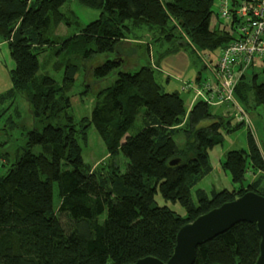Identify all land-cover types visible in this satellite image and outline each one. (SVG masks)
I'll return each mask as SVG.
<instances>
[{"label":"trees","instance_id":"16d2710c","mask_svg":"<svg viewBox=\"0 0 264 264\" xmlns=\"http://www.w3.org/2000/svg\"><path fill=\"white\" fill-rule=\"evenodd\" d=\"M76 1L98 9L97 19L83 23L67 0H0V42L14 62L11 85L0 93V119L6 117L5 134L22 133L12 159L5 150L11 139L0 142V264H127L145 256L165 262L182 225L245 191L264 196V155L249 128L246 149L228 150L221 160L236 188L197 187L212 170L208 150L223 133L248 126L201 100L187 109L159 79L163 57L222 47L234 24L230 31L210 28L212 0ZM126 41L141 47L138 65L127 64L120 50ZM92 55L99 56L94 81L114 77L95 94L80 92L94 104L89 116L76 119L69 91L81 60ZM244 79L234 97L257 111L264 107V81ZM17 97L27 103L30 129L19 127ZM88 127L111 159L123 156V169L113 162L92 169L83 160L79 144ZM247 172L260 174L247 181ZM157 192L184 215L159 205ZM259 242L254 223L239 222L198 245L192 264H254Z\"/></svg>","mask_w":264,"mask_h":264},{"label":"rangeland","instance_id":"374dc122","mask_svg":"<svg viewBox=\"0 0 264 264\" xmlns=\"http://www.w3.org/2000/svg\"><path fill=\"white\" fill-rule=\"evenodd\" d=\"M66 5H68L69 9H71L78 16L79 20H81L85 24L97 19V17L99 16L98 9L83 6L79 4L76 0H67ZM215 25H218L220 29H223L225 26L226 30H231L230 24L224 25V22L221 21L220 18L216 15L215 9L213 8V13L210 17L209 26L213 29ZM61 32H63V29H61ZM127 43L128 42H126V44H122V46L120 47L121 51L129 47L127 46ZM219 49V46L213 50L195 48L196 56L194 54H190L188 50L183 49L173 53L176 57L179 58L177 59L178 63L181 65L187 64V67L186 70L183 71L174 70L173 76L170 75L167 77V82L164 83V89L167 91H178L186 106L192 95L189 91H191L192 89L190 88L189 91L183 89L185 82H192L191 87L193 89H196L198 85H196L194 81L197 76H200L199 84L204 81V78L209 77L213 79L210 71L211 69L208 66H206L204 69H201L203 63L200 61L198 55L202 58H206V61L208 62V64H210V66H214L217 62ZM140 54H142L141 47H134L130 45V47L128 48V53L124 55L127 64L129 66L138 65L139 62L142 61L139 59ZM144 55L146 56L145 53ZM98 58V55H92L87 59L81 60L79 72L76 73L73 84L71 85L69 95L71 97L70 100L72 104L73 115L76 119H79L81 116H89L94 104V98L91 99L90 97H87L84 98V100L82 101L81 98H79L80 92L84 89L87 93L95 94L100 88L108 86L113 81V73H108L104 78L99 79V82L94 81L96 78L93 77L91 73V67L96 64ZM13 66L14 62L9 54V50L6 43L0 42V93L5 91L11 85L9 71L13 68ZM51 68L52 67L49 66V69H47V71H51ZM263 69L264 61L256 60L255 64L250 65L245 70H242L245 76L244 82L247 85H250L251 78L253 75H256L257 82L264 81V75L262 73ZM51 74L58 78V72H55L54 74V72L51 71ZM234 74L236 76L238 75L236 67L234 68ZM15 103L22 116L21 122H23V124L19 122L20 129L24 126H26V129H30L32 126V119L26 101L20 97H17L15 99ZM216 109H219L223 114L224 108H222V110L217 106H213V110ZM247 115L251 120L249 130H251L255 142L256 144H258L257 146L261 149L262 154L264 155V107H258L257 111H255V109L250 112L247 111ZM5 118L6 117L0 119V142L5 140L6 136H8V138L11 139V143L8 145L9 148L7 146L5 150H7L8 152H12L16 144H22V133L20 134L19 131H15L10 135L5 134V131L3 129V124L7 122ZM35 126L36 128L41 127L40 124H36ZM247 129L248 127L243 126L242 128H239L231 133H223L222 142L214 145L210 150H208L212 170L199 182V184H197V187H200L207 193H209L211 189H215V191H220L222 189L231 190L236 188V184L232 183L231 181L230 174L221 168V160L223 159L224 154L228 150L246 149ZM85 132L86 139L82 140L79 144L80 154L83 160L88 162L92 169H94V167L96 166H103L104 164L109 162H113L115 165H119L121 169H123L125 159L120 153L115 155L111 159L101 138L98 136L95 129L93 127H88L85 128ZM183 140L184 133L181 132L176 136V142L181 144ZM0 148L2 147L0 146ZM9 157L10 159L13 158V152L10 153ZM2 171L3 167L2 165H0V173H2ZM246 180H250V175L246 176ZM191 192H193V189L191 190ZM192 196L194 198V193H192ZM155 200L159 205L165 204L170 209L176 211L180 215H184L185 213L184 209L178 203H171L168 201L165 202L159 192H157V194L155 195ZM53 201L54 204L57 203L56 197H54Z\"/></svg>","mask_w":264,"mask_h":264},{"label":"built area","instance_id":"2783aa9c","mask_svg":"<svg viewBox=\"0 0 264 264\" xmlns=\"http://www.w3.org/2000/svg\"><path fill=\"white\" fill-rule=\"evenodd\" d=\"M216 15L224 23L233 25L231 39L219 49L214 65L213 79L198 86L195 96L209 103L224 104L231 101L238 106L233 91L244 76L242 70L264 59V0H212ZM232 27V26H231ZM200 58L204 61L206 58ZM237 68L238 75L234 74ZM214 81V82H213ZM193 89L186 82L183 89ZM243 114L239 109L237 115ZM241 118V116H239Z\"/></svg>","mask_w":264,"mask_h":264},{"label":"water","instance_id":"95a60500","mask_svg":"<svg viewBox=\"0 0 264 264\" xmlns=\"http://www.w3.org/2000/svg\"><path fill=\"white\" fill-rule=\"evenodd\" d=\"M179 161L175 158L169 164L174 165ZM239 222L254 223L260 237L259 252L254 264H264V196L251 190L182 225L176 234L173 252L165 262L153 256H145L127 264H192L198 245Z\"/></svg>","mask_w":264,"mask_h":264},{"label":"crops","instance_id":"0c3cea01","mask_svg":"<svg viewBox=\"0 0 264 264\" xmlns=\"http://www.w3.org/2000/svg\"><path fill=\"white\" fill-rule=\"evenodd\" d=\"M128 42L127 43V46L130 47L131 46H134V47H137L133 41H126ZM126 42L124 44H126ZM125 48L123 49V53L124 55L126 53H128V48ZM198 57L200 58V56L198 55ZM177 59H179L178 57H176L173 53H170L168 55H166L165 57H163V59L161 60L160 64H159V69H158V72H159V78L161 80V82L164 83L167 82V77L174 74V70H179V71H183V70H186V67H187V64L185 65H181L178 63ZM200 61L203 63L204 61L200 58ZM206 66L203 64V66L201 67V69H204ZM173 72V73H172ZM167 91V90H165ZM189 91V90H188ZM191 97L189 99V102L188 104L185 106L187 109L188 107H190L192 105L193 102H195L196 100H202L201 98L199 97H196L195 96V91L194 89H192L191 91ZM235 98V97H234ZM236 100V99H235ZM236 102L239 104V102L236 100ZM212 105V104H211ZM219 105H222L221 104H214V106H219ZM224 105V104H223ZM188 106V107H187ZM223 114H226V111L223 112ZM250 124H247L248 128L250 129ZM251 131V130H250ZM258 145V144H257ZM262 152V151H261ZM258 174H260V172H256V174H253L251 179L254 178L255 176H257Z\"/></svg>","mask_w":264,"mask_h":264},{"label":"bare ground","instance_id":"6f19581e","mask_svg":"<svg viewBox=\"0 0 264 264\" xmlns=\"http://www.w3.org/2000/svg\"><path fill=\"white\" fill-rule=\"evenodd\" d=\"M203 64H204L205 66H208V67L211 69L210 71H211V75H212V77H213L214 72H215V71H214V66H210V64H208V62L206 61V59H204ZM237 71H239V70H237ZM210 79H211V78H209V77L204 78V81L201 82V83L199 84L200 76H198V80H197V81L195 80L194 83H195L196 85H198V86H203V85H205L208 81H210ZM188 83H189L190 85L192 84V82H189V81H188ZM236 86H237V85H236ZM236 86H235V88H236ZM235 88H234V90H235ZM233 97H234V91H233ZM201 101H204L205 103L209 104V101H208L207 98H206V99H202ZM239 109L242 111V113H243L242 115H241V114L237 115ZM226 114L232 116L233 120L236 121V122H243L244 124H250V122H251V120L249 119V117H248V115H247V111L244 109V107H243V105H242L241 103H239L237 107H234V106L232 105V102H231V101H226ZM239 116H241V118H239ZM246 175H250V179H251L252 174H251L250 172H249V174H248V172H247ZM193 220H194V219H193ZM193 220H192V221H193ZM190 222H191V221H190Z\"/></svg>","mask_w":264,"mask_h":264}]
</instances>
